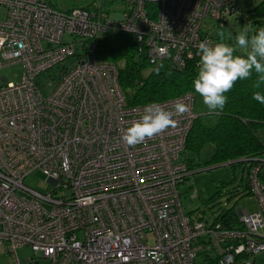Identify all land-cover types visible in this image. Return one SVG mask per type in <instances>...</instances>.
<instances>
[{"label": "built area", "instance_id": "2783aa9c", "mask_svg": "<svg viewBox=\"0 0 264 264\" xmlns=\"http://www.w3.org/2000/svg\"><path fill=\"white\" fill-rule=\"evenodd\" d=\"M238 1L123 0L112 20L104 0L65 11L0 0V69L23 67L18 82L0 75V252L13 264H195L203 248L216 264H254L264 252V152L242 159L257 208H239L229 225L184 213L177 188L192 174L182 151L197 117L194 92L156 102L189 111L129 147L121 137L147 104L130 105L117 66L94 58L101 36L126 32L150 64L183 68L200 42L217 43ZM53 68L44 94L37 79ZM36 170L52 186L46 194L23 183ZM23 247L32 255L20 260Z\"/></svg>", "mask_w": 264, "mask_h": 264}, {"label": "trees", "instance_id": "16d2710c", "mask_svg": "<svg viewBox=\"0 0 264 264\" xmlns=\"http://www.w3.org/2000/svg\"><path fill=\"white\" fill-rule=\"evenodd\" d=\"M260 11H264V3L258 4L246 16V24H261L254 18ZM237 18L235 14L229 19ZM226 24L220 27L215 41L221 42L218 34L221 31L225 34ZM225 39L223 42H226ZM241 53L237 51V54ZM145 55L133 35L126 32L105 33L94 50V58L117 66V81L130 105H145L174 98L188 91L194 92L192 81L197 73L200 56L189 59L183 68H178L168 61L150 64ZM158 67L159 73L155 71ZM147 69L149 73L144 75L143 71ZM255 79L256 74L253 73L250 79L238 80L232 90L226 93L228 102L220 112L197 115L185 139V149L199 152L205 145L212 143L214 152L207 162L209 164L255 158L262 154L264 141L257 136V131L264 127V104L254 100L252 95L254 91L264 93V85L260 89L253 88ZM187 161L192 171L197 164ZM218 216L224 224L236 222V214L231 210H225ZM214 259L210 258L212 261Z\"/></svg>", "mask_w": 264, "mask_h": 264}, {"label": "rangeland", "instance_id": "374dc122", "mask_svg": "<svg viewBox=\"0 0 264 264\" xmlns=\"http://www.w3.org/2000/svg\"><path fill=\"white\" fill-rule=\"evenodd\" d=\"M48 3L57 11H65L75 7H87L91 4H99L100 0H47ZM237 7V19H229L225 29V43L235 46V37L243 26L246 25V16L248 17L252 10L264 0H239ZM125 2L123 0H104L101 7L109 15L112 20L121 19L124 10ZM4 9H0V19L4 17ZM260 23H255L254 27H264V11H260L258 15L254 16ZM111 20V21H112ZM110 31L106 32L109 33ZM67 35L64 36L66 38ZM237 51L243 50L237 47ZM1 61V56H0ZM56 68L44 73L38 77L39 85L42 87L43 83L50 81L56 72ZM23 67L20 63L9 64L0 69V75L4 76L9 82H18L23 75ZM149 70L143 71L147 75ZM5 85L2 78H0V87ZM44 94L48 90L42 87ZM194 112L196 115H203L209 113L206 106L202 103L199 95L194 93ZM220 112V111H219ZM214 114V113H213ZM257 136L264 141V127L257 131ZM214 145L209 143L199 150V152L185 149L182 151V159L189 160L194 165L187 181L189 184L181 183L178 185L180 193V200L184 213L189 215L199 214L207 222L212 221L217 215L231 210L236 215L238 209L253 210L257 208L256 201L248 194L247 185V162H234L228 164H209L207 163L211 158ZM208 168V169H207ZM27 186L39 192H48L52 186L46 182V176L40 171L36 170L29 174L24 182ZM196 190L197 194L192 197V192ZM32 255V251L28 247L17 249V257L20 260ZM254 264H264V252L257 254L254 258ZM0 264H13V259L10 254L0 252Z\"/></svg>", "mask_w": 264, "mask_h": 264}, {"label": "clouds", "instance_id": "9594fccd", "mask_svg": "<svg viewBox=\"0 0 264 264\" xmlns=\"http://www.w3.org/2000/svg\"><path fill=\"white\" fill-rule=\"evenodd\" d=\"M221 42L213 44L203 41L198 44L200 56L198 69L192 87L199 95L209 113H218L228 102L230 92L238 80H247L256 74L253 88L264 85V27L251 23L243 26L236 34L235 46L223 42L224 32H219ZM237 47L242 51L237 54ZM162 67V65H161ZM155 71L159 73L160 68ZM252 98L264 104V93L254 91ZM189 111L186 104L175 102L171 110L159 103L150 102L144 106L138 119L125 130L121 140L129 147H135L154 138L178 123L176 117Z\"/></svg>", "mask_w": 264, "mask_h": 264}, {"label": "crops", "instance_id": "0c3cea01", "mask_svg": "<svg viewBox=\"0 0 264 264\" xmlns=\"http://www.w3.org/2000/svg\"><path fill=\"white\" fill-rule=\"evenodd\" d=\"M237 7H238V3H237ZM210 256L211 255L208 250L204 248L199 250L197 253V259L195 260V264H216L215 261L210 260L211 258Z\"/></svg>", "mask_w": 264, "mask_h": 264}, {"label": "water", "instance_id": "95a60500", "mask_svg": "<svg viewBox=\"0 0 264 264\" xmlns=\"http://www.w3.org/2000/svg\"><path fill=\"white\" fill-rule=\"evenodd\" d=\"M243 160L242 159H237V160H233V161H228V162H225V163H222V164H228V163H234V162H242ZM208 169V168H207ZM193 173V172H192Z\"/></svg>", "mask_w": 264, "mask_h": 264}]
</instances>
